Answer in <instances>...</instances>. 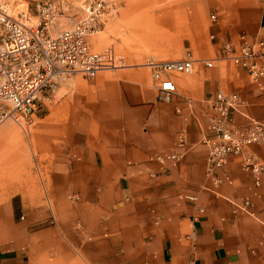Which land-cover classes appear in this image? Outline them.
Wrapping results in <instances>:
<instances>
[{
	"label": "crops",
	"instance_id": "1",
	"mask_svg": "<svg viewBox=\"0 0 264 264\" xmlns=\"http://www.w3.org/2000/svg\"><path fill=\"white\" fill-rule=\"evenodd\" d=\"M135 6L125 11L134 16L129 37L157 35L150 48L166 59L189 51L194 71L174 74L173 103L157 100L140 65L143 48L126 49L128 66L59 83L55 114L36 134L40 189L0 202V264H78L80 256L87 264H186L191 257L193 264H264V175L255 185L236 155L209 173L198 123H205L206 98L218 89L244 98L236 125L264 123V90L219 57L221 39L264 38V0H179L160 29L145 4ZM173 150L182 154L176 165L151 157ZM247 151L264 161V146ZM214 175L229 181L215 185ZM245 199L255 216L232 211L231 201Z\"/></svg>",
	"mask_w": 264,
	"mask_h": 264
},
{
	"label": "built area",
	"instance_id": "2",
	"mask_svg": "<svg viewBox=\"0 0 264 264\" xmlns=\"http://www.w3.org/2000/svg\"><path fill=\"white\" fill-rule=\"evenodd\" d=\"M85 15L69 28L54 33V23L58 14L52 0H42L36 5L37 22L23 10L14 12L8 0H0V122L11 119L26 129L34 121L42 97L52 100L60 81L74 74L90 79L103 70H115L128 66L124 56L112 46L94 50L87 36L99 30L101 17L107 12L106 0H89ZM216 20V13H210ZM212 40L218 39L211 33ZM219 57L243 68L251 82L264 90V38L246 33L238 35L237 42L221 39ZM196 59L189 51L181 58L148 57L140 65L145 66L154 82L157 100L173 103L177 87L173 78L176 73L189 74L194 71ZM207 66L212 61H204ZM185 103L195 114L190 98ZM244 98L236 91L216 90L206 98L203 112L205 123H199L200 141L207 149V170L222 169L233 155L239 156L240 167L252 173L255 185L260 184L264 175V161L247 151L251 145L264 146V123L253 120L246 126L236 125L234 113L241 111ZM174 111L183 115L181 105L175 103ZM184 119L189 118L186 114ZM197 120V116L195 115ZM185 143V131L177 132L176 145ZM182 154L177 150L165 155L155 153L152 158L167 160L176 165ZM228 177L213 176L215 185ZM75 198H78L74 194ZM232 211L255 216L249 210V200L238 203L231 201ZM186 264H193L189 258Z\"/></svg>",
	"mask_w": 264,
	"mask_h": 264
},
{
	"label": "rangeland",
	"instance_id": "3",
	"mask_svg": "<svg viewBox=\"0 0 264 264\" xmlns=\"http://www.w3.org/2000/svg\"><path fill=\"white\" fill-rule=\"evenodd\" d=\"M14 12L23 10L30 16L31 22H37L36 5L42 0H8ZM58 11L54 33L71 27L76 20L85 15L86 3L89 0H52ZM179 0H106L107 12L101 17L100 28L97 32L87 36L92 49L101 50L113 46L115 51L124 56L127 64L132 62L127 57L126 49L131 47L143 48L147 56L140 60L144 62L148 57L166 58L159 53L157 35L150 37H129L134 16L125 14L130 5L145 4L149 13H152L154 26L158 29L166 28L162 18L170 15V4ZM135 6V7H137ZM165 10H167L166 14ZM133 13V12H132ZM131 14V12H130ZM132 35V34H131ZM134 36V35H133ZM166 40V39H165ZM150 49V50H148ZM181 52L184 49L176 48ZM139 62V63H140ZM71 77V76H70ZM69 77V78H70ZM69 78L60 81L64 82ZM52 100L42 97L34 121L26 130L11 119L0 122V202L14 193L34 195L40 189V156L36 134L41 122L49 121L53 116L56 103L61 99L62 91H54ZM78 264H87L82 257H77ZM75 264V263H72Z\"/></svg>",
	"mask_w": 264,
	"mask_h": 264
},
{
	"label": "bare ground",
	"instance_id": "4",
	"mask_svg": "<svg viewBox=\"0 0 264 264\" xmlns=\"http://www.w3.org/2000/svg\"><path fill=\"white\" fill-rule=\"evenodd\" d=\"M9 2V1H8ZM10 4V3H9ZM24 130H26V129H24Z\"/></svg>",
	"mask_w": 264,
	"mask_h": 264
}]
</instances>
